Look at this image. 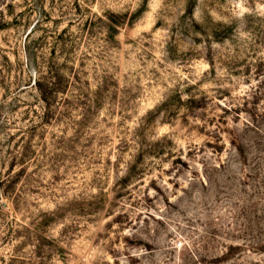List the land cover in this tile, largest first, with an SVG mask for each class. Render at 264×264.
I'll use <instances>...</instances> for the list:
<instances>
[{"label": "rangeland", "instance_id": "obj_1", "mask_svg": "<svg viewBox=\"0 0 264 264\" xmlns=\"http://www.w3.org/2000/svg\"><path fill=\"white\" fill-rule=\"evenodd\" d=\"M0 264H264V0H0Z\"/></svg>", "mask_w": 264, "mask_h": 264}, {"label": "trees", "instance_id": "obj_2", "mask_svg": "<svg viewBox=\"0 0 264 264\" xmlns=\"http://www.w3.org/2000/svg\"><path fill=\"white\" fill-rule=\"evenodd\" d=\"M37 82L38 81L36 80V83ZM42 84L46 86L48 90V94H52V95L63 92V90L66 87V85H64V83L60 80V77L55 74L54 70L50 72V75H48V79L46 80V82L43 83L41 82V80H39V82L37 83L41 92H42V86H41Z\"/></svg>", "mask_w": 264, "mask_h": 264}]
</instances>
